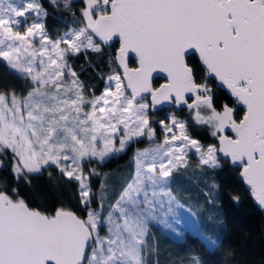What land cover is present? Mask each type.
<instances>
[{
	"label": "snow or ice",
	"instance_id": "1",
	"mask_svg": "<svg viewBox=\"0 0 264 264\" xmlns=\"http://www.w3.org/2000/svg\"><path fill=\"white\" fill-rule=\"evenodd\" d=\"M51 2L71 10L74 0ZM84 3L81 26L52 40L40 22L47 13L38 0H0V58L32 84L26 96L0 92V156L10 150L15 179L23 177L29 184V175L56 166L69 182L78 183L80 202L88 209L83 218L63 207L48 214L30 208L16 188L9 193L0 186V264H148V254L155 251L148 242L149 223L156 219L157 205H167L168 213L179 206L168 185L173 171L187 166L191 149L200 165L212 168L220 166L217 153L230 157L264 208V0ZM33 13L37 20L28 24ZM114 38L120 42L116 59L123 79L109 76L99 96L86 98L67 57L82 50L99 53ZM190 49L244 106L241 118H235L228 104L220 111L213 106L211 89L198 83L185 63ZM129 51L138 57L139 67H128ZM157 68L168 74V83L153 90L150 78ZM142 93L151 94L153 106L174 94L175 103L195 110L196 123L212 127L219 147L192 139L186 122L175 116L170 124L160 121L163 143L136 151L135 174L102 216L105 197L99 210L89 207L92 190L81 162L86 157L104 160L145 133L153 139ZM186 93L194 94L191 103ZM117 138L119 148L114 146ZM4 166L0 160V168ZM91 174L99 175L94 169ZM107 187L102 181L101 192ZM101 227L106 235L100 234Z\"/></svg>",
	"mask_w": 264,
	"mask_h": 264
},
{
	"label": "trees",
	"instance_id": "2",
	"mask_svg": "<svg viewBox=\"0 0 264 264\" xmlns=\"http://www.w3.org/2000/svg\"><path fill=\"white\" fill-rule=\"evenodd\" d=\"M44 4L48 11L45 28L53 40L67 32L72 25L81 26L78 22L79 6L66 10L59 4H51L50 0H44ZM119 47L120 42L114 40L111 45H103L99 53L87 50L67 57L68 63L84 85L85 96H99L106 79L120 71L114 61ZM187 60L194 70L197 82H206L211 87L213 106L220 111L224 104H228L229 107L236 108L235 118H241L244 108L230 92L221 88L214 78L208 77L206 68L194 54L188 56ZM130 66H137L134 58L130 59ZM162 82L163 79L156 78L154 85L159 86ZM31 87L30 80L21 78L0 59V92H15L19 96H26ZM164 110L152 113L151 116L167 121ZM175 112L186 121L187 132L191 137L205 145H218V136L212 135L211 127L196 123L186 108ZM152 126L157 135H160L159 124L153 122ZM148 143L143 138L131 143L125 152L104 163L97 160L89 162L87 169H94L99 173L90 178L92 203L89 207L97 209L100 206L101 182L104 181L108 187L103 215L108 211V205L118 199L123 187L133 176L136 149H142ZM0 160L5 165L0 168V186H6L3 190L9 193L12 188H16L19 197L30 208L52 214L57 208L63 207L82 218L86 216L88 209L80 202L78 183L69 182L56 166H48L39 174L29 175V184L23 177L15 179L11 171L13 161L10 150L0 156ZM219 165L217 168L200 165L199 160L193 156L172 180L177 198L196 212L200 231L215 241V245L210 246L204 237L190 231H186L182 239L176 240L153 225L149 230L148 242L155 251L148 254V264H195L196 260L199 264H264V212L246 187L240 175L241 167L227 157H220ZM233 197L239 199L235 200Z\"/></svg>",
	"mask_w": 264,
	"mask_h": 264
},
{
	"label": "rangeland",
	"instance_id": "3",
	"mask_svg": "<svg viewBox=\"0 0 264 264\" xmlns=\"http://www.w3.org/2000/svg\"><path fill=\"white\" fill-rule=\"evenodd\" d=\"M51 1V0H50ZM38 2L41 4V6H42V8L44 9V11L48 14V11H47V9H46V6H45V4H44V0H38ZM51 4H53L52 2H51ZM60 6H62L63 7V4H62V2H60V3H58ZM57 4V5H58ZM54 5V4H53ZM58 5V6H59ZM56 6V5H55ZM75 6H79V8H80V18L78 19V22L79 21H82V15H81V10L86 6L85 5V3H84V0H74V2L72 3V5H71V8L72 7H75ZM45 18H46V16H42L41 18H40V22H43L44 23V25H45ZM37 20V18H36V16H35V14L33 13V14H31V15H29V17H28V20H27V22H28V24H31V23H33V22H35ZM71 27H77V26H71ZM21 31H23V27H21V29H20ZM45 30H46V28H45ZM46 32H47V30H46ZM47 34H48V32H47ZM49 36V35H48ZM49 38L50 39H52L50 36H49ZM38 39V38H37ZM96 39V41H97V43H99V39L98 38H95ZM53 40V39H52ZM113 43V41L112 42H110V43H108V44H106V46H108V45H111ZM103 45H105V44H102L101 45V47L103 46ZM37 47H39V45L37 44L36 45ZM61 47H65V45H61ZM83 51V50H82ZM0 59H2V58H0ZM3 60V59H2ZM114 61L116 62V65H117V67L119 68V72H116V73H113V74H111V75H114V74H119L121 77H122V79H123V72H122V70H121V66L119 65V62L117 61V59H116V57H115V59H114ZM129 64H130V60H129ZM73 70V69H72ZM74 71V70H73ZM110 75V76H111ZM66 79H67V77H65ZM106 83H107V79H106ZM106 83H105V87H106ZM105 87H104V89H105ZM209 87V86H208ZM210 89H211V87H209ZM104 89H103V91H104ZM113 90H114V86H113ZM126 94H128V95H130V92L128 91ZM211 96H212V89H211ZM85 95V94H84ZM86 98H92V97H89V96H85ZM192 100H193V98L192 99H188V102L189 103H191L192 102ZM143 103H146V104H148L149 105V108L147 109V113H148V117H149V122H150V127L154 130V132H155V136L153 137V139H151V140H149V138H148V136H147V134L145 133V135L144 136H142V137H138V138H134L133 139V141H131V142H129L128 144H127V146L125 147V149L124 150H122V151H120V152H114V153H111V154H109V156H107L104 160H100L99 158H95V157H91V158H85L82 162H81V167H82V169H83V172H84V174L85 175H87V177H88V183H89V185H90V178H91V176H92V174H91V170L92 169H87V167L89 166V162L91 161V160H97L98 162H100V163H104L105 161H107V160H109L110 158H112V157H114V156H116V155H120V154H122L123 152H125V150L127 149V147L131 144V143H133V142H137V141H139V140H141V139H143V138H145V139H147L148 140V145L146 146V147H144V148H142V149H139V150H144L145 148H151V147H155L157 144H160V143H163V140H164V137H165V132H164V129H163V126L160 124V121H164L165 122V124H170L171 123V117H173V116H175L178 120H181V121H184V122H186L184 119H182V118H180L178 115H176V112H175V110H179V109H181V108H183V107H177L176 106V104H174V105H172V106H170V107H168V108H165V110L164 111H166L165 112V115H166V117L168 118V120L166 121V120H160L159 118H158V116L157 117H155V116H151V114L152 113H155V112H152V103H151V99H150V97H148V98H146L145 100H143L142 101ZM170 108H172V109H170ZM184 108H186V111H188L189 112V114H191L192 115V117H193V115H194V109L193 110H190L188 107H187V105L184 107ZM233 109H234V114H235V107H232ZM86 111L87 110H89V109H85ZM219 111V110H218ZM202 114L203 115H208L209 113L208 112H202ZM153 122L155 123H157V124H159V126H160V128H161V134L160 135H157V133H156V130H155V128L152 126V124H153ZM205 125H207V124H205ZM209 127H211L210 125H208ZM186 128H187V126H186ZM212 128V127H211ZM213 130V129H212ZM174 131H176L177 132V134H178V130H176V129H174ZM230 132V133H229ZM225 134H227V135H231V136H234V134L231 132V130H227V132L225 133ZM120 136H123V133L121 132L120 134H119ZM169 136L171 135V134H168ZM189 135V134H188ZM190 136V135H189ZM191 137V136H190ZM192 139H195V138H193V137H191ZM197 140V139H196ZM219 140V139H218ZM200 142V141H199ZM201 143V142H200ZM201 144H203V143H201ZM204 146H207V145H205V144H203ZM102 145L98 142V145H97V147L99 148V147H101ZM114 146L116 147V148H119V138H117L115 141H114ZM217 147H219V142H218V145H217ZM138 149H136V151H137ZM136 151H135V154H136ZM135 154H134V170H133V175L135 174V169H136V165H135ZM196 157L198 160H199V157H198V155L195 153V150L194 149H191V150H189L188 151V154H187V157H186V159H187V161H188V163H189V161L192 159V157ZM220 157H227V156H225L223 153H217V159H218V161H219V158ZM227 158H230V157H227ZM231 159V158H230ZM182 167H180L178 170H175V171H173V173H172V175H171V179H170V181H169V185H168V187L171 189V191H172V193L175 195V197H176V199H177V201L179 202V206H174L173 207V211L171 212V213H168V211H167V205H165V207L164 208H160L159 207V205H157V211L154 213V215L156 216V219L155 220H152V221H150V223H149V230L151 229V227L153 226V225H155V226H158L159 228H161V230L162 231H164L166 234H168V235H170L172 238H174V239H176V240H180V239H182L183 237H184V234L186 233V231H190V232H194V233H196V234H199V235H201L202 237H204L205 238V240L207 241V243L210 245V246H214L215 244H212L211 243V241L212 240H210L208 237H206L201 231H200V229H199V222H198V217H197V214H196V212L192 209V208H190V207H188V206H186V205H184L178 198H177V195H176V193H175V191H174V189H173V187H172V180H173V178H174V175L181 169ZM91 187V186H90ZM100 195H101V197L102 196H104L105 197V199H106V196H107V191H106V193H102L101 191H100ZM104 199V200H105ZM161 199H166V197H161ZM99 200H101V198L99 197ZM100 202V201H99ZM115 203V202H114ZM100 205V204H99ZM99 207L100 206H98V208H97V210H99ZM104 208H106L105 207V202H104ZM104 210V209H103ZM107 215V212L103 215V212H102V216H106ZM100 234L101 235H106V230H105V228L104 227H101L100 228Z\"/></svg>",
	"mask_w": 264,
	"mask_h": 264
},
{
	"label": "water",
	"instance_id": "4",
	"mask_svg": "<svg viewBox=\"0 0 264 264\" xmlns=\"http://www.w3.org/2000/svg\"><path fill=\"white\" fill-rule=\"evenodd\" d=\"M114 40L119 41L118 38H114L112 41H114ZM112 41H110V42H112ZM110 42H109V43H110ZM192 54H194V55L198 58V60L201 62L202 66L205 67V66L203 65V63H202L200 57H199V53H198L196 50H194V49H190V50H188L187 54L185 55V63H186L189 67H191V66L188 64L187 57L190 56V55H192ZM131 58H134V59L136 60V62H137V66H136V67H132V66H130V64H129V60H130ZM126 62H127V64H128V67H129V68H137V67H139L138 57H137L136 54H135L134 52H132V51H129V53L127 54V56H126ZM191 68H192V67H191ZM121 70H122V72H124L123 67H121ZM208 77L214 78V79L217 81L218 85H219L221 88L228 90L225 86L222 85V83H221L220 81H218V79H217L214 75H210V74H208ZM156 78H161V79H163V82H162L159 86H155V85H154V81H155ZM150 79H151L152 89H153V90H156V89H159L160 86H161L162 84H166V83H168V74H167L166 72H164L162 69L157 68V69H155V70L152 72V75H151V78H150ZM125 83H126V81H125ZM128 91L131 93V90H128ZM228 92H230V91L228 90ZM141 96L143 97V100H145L146 98L150 97V99H151V103H152V96H151L150 93H142ZM192 98H193V99L195 98V97H194V94H192V93H186V94H185V99L188 100V99H192ZM233 98L235 99V97H233ZM235 100H236V99H235ZM137 101L140 102V97H137ZM174 104H176L177 107H183V108H184V107L186 106L183 102H181L180 104L175 103V95L173 94L172 98L169 99V100H162L160 103H158V104H156V105H154V106H153V104H152V112H157V111H159V110H162V109L168 108V107H170V106H172V105H174ZM238 104H239V103H238ZM239 105H241V106L244 108V106H243L242 104H239ZM233 134H234V133H233ZM242 179H243V178H242ZM243 181H244V180H243ZM244 183H245V181H244ZM245 185H246V187L250 190L249 186H248L246 183H245ZM255 201H256V200H255ZM256 203L258 204L257 201H256ZM258 206H259V208L264 212V208H262L259 204H258ZM77 215H78V214H77ZM78 216H79V215H78ZM81 218H82V217H81Z\"/></svg>",
	"mask_w": 264,
	"mask_h": 264
}]
</instances>
